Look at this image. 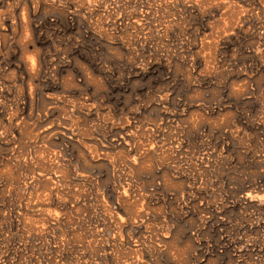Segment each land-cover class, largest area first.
Returning <instances> with one entry per match:
<instances>
[{"label":"clouds","instance_id":"9594fccd","mask_svg":"<svg viewBox=\"0 0 264 264\" xmlns=\"http://www.w3.org/2000/svg\"><path fill=\"white\" fill-rule=\"evenodd\" d=\"M0 264H264V0H0Z\"/></svg>","mask_w":264,"mask_h":264},{"label":"rangeland","instance_id":"374dc122","mask_svg":"<svg viewBox=\"0 0 264 264\" xmlns=\"http://www.w3.org/2000/svg\"><path fill=\"white\" fill-rule=\"evenodd\" d=\"M10 24H11V21L10 20H6L5 21V26L6 27H9ZM5 203H6V209L5 210H7V207H11L12 206V202L9 201V200H6ZM81 212H83L85 216H88L89 215V208L87 206V202H84L83 204H78L77 205V207H76V213H75V219H76L77 222H79L80 213ZM17 216H19V212H17L15 210V208H14L13 209V213H12V223L15 224V225H19V223H20V220L16 218Z\"/></svg>","mask_w":264,"mask_h":264}]
</instances>
